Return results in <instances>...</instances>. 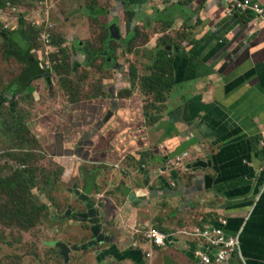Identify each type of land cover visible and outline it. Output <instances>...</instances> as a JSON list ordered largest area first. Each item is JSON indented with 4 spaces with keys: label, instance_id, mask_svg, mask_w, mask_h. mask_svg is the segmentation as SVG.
Instances as JSON below:
<instances>
[{
    "label": "crops",
    "instance_id": "1",
    "mask_svg": "<svg viewBox=\"0 0 264 264\" xmlns=\"http://www.w3.org/2000/svg\"><path fill=\"white\" fill-rule=\"evenodd\" d=\"M25 1L0 26L53 25L34 48L45 77L12 100L25 67L3 59L0 108L63 167L40 191L53 197L54 238L72 249L60 264H201L194 233L222 220L240 242L224 264H264V18L232 8L245 0ZM160 49L173 81L162 104L130 75L151 78Z\"/></svg>",
    "mask_w": 264,
    "mask_h": 264
},
{
    "label": "rangeland",
    "instance_id": "2",
    "mask_svg": "<svg viewBox=\"0 0 264 264\" xmlns=\"http://www.w3.org/2000/svg\"><path fill=\"white\" fill-rule=\"evenodd\" d=\"M20 5L22 6L17 9L9 8L3 13L8 25L12 19L19 18L21 12L30 9L29 3L25 0H22ZM10 9L17 11L12 12ZM10 30L12 29L9 28L8 31ZM32 45L34 48L38 46L37 41L32 42ZM1 48L0 43V64L5 59L1 55ZM41 50L43 49L39 44L36 51L41 53ZM2 70L7 74L16 72L10 66ZM1 109L0 134L4 140L1 139L0 142L3 140L4 146L0 147V180L11 176V169H20L25 172L26 180L30 177L34 179L35 185L30 189L25 201H15L14 196L12 200L11 196L0 194V264H60V258L69 256L72 249L66 243L54 238V224L49 218V207L52 208L54 205L53 197L52 195L43 197L40 188L58 179L63 167L53 163L51 159H46L38 150V144L30 134L25 132L15 134L17 132L15 128H21V118L18 115H12L4 106H1ZM4 150H12L13 153H5ZM25 187L29 188L30 183H27ZM49 191L48 187L47 192ZM42 204H45L46 213L40 210Z\"/></svg>",
    "mask_w": 264,
    "mask_h": 264
},
{
    "label": "trees",
    "instance_id": "3",
    "mask_svg": "<svg viewBox=\"0 0 264 264\" xmlns=\"http://www.w3.org/2000/svg\"><path fill=\"white\" fill-rule=\"evenodd\" d=\"M124 1L128 4H133L136 0H124ZM185 1L191 2L193 0H185ZM14 6L15 3L12 0H9L8 2L0 0V19H3L4 11L8 10L9 8H13ZM248 15L249 13L245 15H240L242 16L241 17L242 22L246 23L251 20L250 19L251 17H249ZM5 19L6 17L4 18V20ZM8 30L9 29L5 28L4 23L2 24V26H0V39L4 42V46H5V51L3 54L4 58L6 60L14 59L19 65L25 67L21 75L14 81L15 82L14 86H16V92L13 94L11 99L15 100L17 96H19L26 90V88L31 84L33 80L44 78L45 72L42 66L43 64L41 57L34 58V47L32 45V42H35L37 41V39H39V33L36 30V28L31 27V30L33 32L32 31L26 32L22 28L12 29L10 31ZM168 56H169L168 52H165L163 49H160L157 52H155L154 60H153L154 61L153 68L151 70L152 77L149 79L139 78L138 75H136L135 69L132 70L130 73L132 80V88L135 87V83L139 82V84H141L142 92L144 93L145 96L154 95L153 96L154 103L163 102L164 101L163 93L171 91L173 87V81L170 78H166V77H171L172 75V60H170ZM159 91H161V93ZM126 93L130 94V91H126ZM12 111L13 109L11 108L9 112ZM0 113H2V109L0 110ZM20 121H21L20 124L21 128L18 129L16 127L15 130L17 132H15V134H19V133L21 134L23 132L30 134V132L25 127V122L22 119H20ZM30 136L36 142V140L32 137L31 134ZM1 139H3V137L0 134V140ZM3 140L2 142H0V147L4 146ZM19 151L21 152L22 150ZM4 152L13 153L12 150L9 151L4 150ZM24 174L25 172L20 169H11V176L0 180V194H6L8 196H11L12 200H14L13 198L14 196L16 197L15 201H25L26 196L28 195L30 189L34 187L35 183H34V179L31 177L28 180H26ZM27 183H30L29 188L25 187ZM40 210L42 211V213H46L45 204H42Z\"/></svg>",
    "mask_w": 264,
    "mask_h": 264
},
{
    "label": "built area",
    "instance_id": "4",
    "mask_svg": "<svg viewBox=\"0 0 264 264\" xmlns=\"http://www.w3.org/2000/svg\"><path fill=\"white\" fill-rule=\"evenodd\" d=\"M48 0H39L38 4L41 8L47 7ZM234 10L241 12L252 11L260 18H264V10L258 5H251L249 0L237 2L232 5ZM39 33V40L45 46H49L52 41L53 25L47 23L44 28L39 24L35 25ZM226 222L222 220L219 225L205 226L202 230H197L194 236L202 243L204 252L198 255L201 264H224L233 254H240L239 235L231 237L226 232ZM147 238L158 246L166 245V236L154 229L147 233Z\"/></svg>",
    "mask_w": 264,
    "mask_h": 264
},
{
    "label": "water",
    "instance_id": "5",
    "mask_svg": "<svg viewBox=\"0 0 264 264\" xmlns=\"http://www.w3.org/2000/svg\"><path fill=\"white\" fill-rule=\"evenodd\" d=\"M163 50H164L165 52H166V50H167V52H169L171 49H169V50H168V49H166V50H165V49H163Z\"/></svg>",
    "mask_w": 264,
    "mask_h": 264
},
{
    "label": "clouds",
    "instance_id": "6",
    "mask_svg": "<svg viewBox=\"0 0 264 264\" xmlns=\"http://www.w3.org/2000/svg\"><path fill=\"white\" fill-rule=\"evenodd\" d=\"M64 259H65V258H64ZM64 259H63V260H64Z\"/></svg>",
    "mask_w": 264,
    "mask_h": 264
}]
</instances>
